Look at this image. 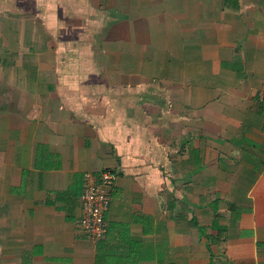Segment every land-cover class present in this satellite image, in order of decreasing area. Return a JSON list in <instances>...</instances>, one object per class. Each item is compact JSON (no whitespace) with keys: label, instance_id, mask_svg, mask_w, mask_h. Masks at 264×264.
I'll return each mask as SVG.
<instances>
[{"label":"crops","instance_id":"0c3cea01","mask_svg":"<svg viewBox=\"0 0 264 264\" xmlns=\"http://www.w3.org/2000/svg\"><path fill=\"white\" fill-rule=\"evenodd\" d=\"M0 264H264V0H0Z\"/></svg>","mask_w":264,"mask_h":264},{"label":"built area","instance_id":"2783aa9c","mask_svg":"<svg viewBox=\"0 0 264 264\" xmlns=\"http://www.w3.org/2000/svg\"><path fill=\"white\" fill-rule=\"evenodd\" d=\"M115 178L112 170L102 171L95 183L88 184L82 194V214L78 225L91 240H99L105 234V212L108 207V194L105 190Z\"/></svg>","mask_w":264,"mask_h":264}]
</instances>
